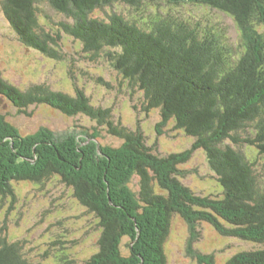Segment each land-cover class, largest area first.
<instances>
[{
	"label": "trees",
	"instance_id": "16d2710c",
	"mask_svg": "<svg viewBox=\"0 0 264 264\" xmlns=\"http://www.w3.org/2000/svg\"><path fill=\"white\" fill-rule=\"evenodd\" d=\"M42 4L58 19L44 15ZM201 10L233 21L236 53H227ZM0 13L20 44L49 59L65 62L70 39L84 60L108 63L119 88L125 82L141 92L145 115L159 113L158 134L170 124L193 139L188 149L160 155L139 126L129 129L113 121L110 107L93 106L73 71L74 95L44 84L20 90L0 73L2 106L26 117L30 107L41 106L83 116L119 143L98 144L96 131L86 130L80 138L46 128L22 135L0 110V264H168L175 223L188 227L186 252L198 264H217L194 246L199 224L250 245L220 264H264V177L256 172L264 171V31L258 29L264 0H2ZM91 78L113 87L102 76ZM196 152L216 178L213 195L195 194L181 181V166ZM53 180L69 188L99 230L96 247L82 256L45 244L35 259L16 225L23 211L15 185L34 184L42 192ZM65 217L57 219L60 226Z\"/></svg>",
	"mask_w": 264,
	"mask_h": 264
},
{
	"label": "rangeland",
	"instance_id": "374dc122",
	"mask_svg": "<svg viewBox=\"0 0 264 264\" xmlns=\"http://www.w3.org/2000/svg\"><path fill=\"white\" fill-rule=\"evenodd\" d=\"M40 8L44 9V15H49L55 20L58 19L47 4H42ZM201 13L203 18L209 22L208 29L224 39L227 53H236V49L239 50V31L233 21L227 16L208 10H201ZM102 14L99 10L94 12V16L101 17ZM196 16L202 18L198 14ZM127 17L129 16L127 15ZM43 23L46 24V22ZM45 29L49 30V27L46 26ZM258 29L260 33L264 31V27ZM218 41L220 43V40ZM64 51L68 57L65 62L60 63L24 47L13 35L0 13V73L8 83L20 90H25L33 84H44L52 90L74 95L72 81L68 75V71L71 70L77 78L76 85L84 89L93 106L110 107L113 121H121L129 129L133 130L139 126L147 143L153 146L160 155L177 153L190 147L193 139L182 131L173 130V126L170 124L161 129V134L157 133L156 124L160 120L159 113L151 110L149 114L145 115L141 111V92L129 89L125 82V85L123 84L119 88L118 82H114V77L118 74L112 70L108 63L101 59L98 63L84 60L78 45L70 39L64 40ZM73 64L75 68L71 67ZM92 76H102L105 81L111 82L113 87L106 89L98 85L91 78ZM0 110L6 112L7 120L22 135L46 128L59 135L76 133L80 138V133L86 130L92 134L96 131L98 144H119L116 139L106 134L104 127L96 126L94 121L83 116L67 117L46 106L30 107L29 111L32 112L30 117L17 114L16 110L9 105L2 106L0 104ZM244 150L243 148L242 151ZM181 167L186 171L181 178L182 183L195 194L213 195L216 190L218 192L216 178L202 153H194L192 159ZM256 172L264 177V171L260 167ZM38 188L34 184H23L19 187L15 185L14 187L23 214L20 218L15 215L17 222L15 219H12V222L22 225L23 238L27 239L26 247L32 257L38 258L45 244L48 249L70 248L71 252L77 256H79L78 254L82 256L86 247L94 249L99 236L95 220L90 214H84V211L73 201L69 188H65L62 183L56 180L45 184V190L42 192ZM48 208L55 210L45 214ZM17 211L19 208L13 213ZM60 212L63 214H58ZM60 215L66 216L63 226L57 223ZM198 230L199 239L194 245L196 250H200L202 254H213L217 264H220L226 257L250 246L239 239L218 235L207 224H199ZM55 236V240L59 241L56 245L52 244ZM187 240L188 227L185 224L175 223L168 244V264H198L195 257L186 252ZM65 252L69 254V249ZM32 262L36 263L37 261L32 260ZM81 262L77 261L78 264Z\"/></svg>",
	"mask_w": 264,
	"mask_h": 264
}]
</instances>
